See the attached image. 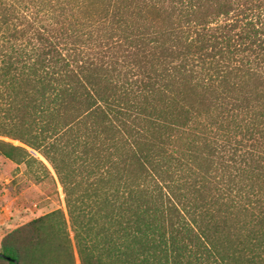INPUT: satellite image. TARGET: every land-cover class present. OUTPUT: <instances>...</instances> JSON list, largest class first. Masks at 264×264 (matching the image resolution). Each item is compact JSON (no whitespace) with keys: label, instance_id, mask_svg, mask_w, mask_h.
I'll list each match as a JSON object with an SVG mask.
<instances>
[{"label":"trees","instance_id":"1","mask_svg":"<svg viewBox=\"0 0 264 264\" xmlns=\"http://www.w3.org/2000/svg\"><path fill=\"white\" fill-rule=\"evenodd\" d=\"M28 148L66 212L6 264H264V0H0V156Z\"/></svg>","mask_w":264,"mask_h":264},{"label":"rangeland","instance_id":"2","mask_svg":"<svg viewBox=\"0 0 264 264\" xmlns=\"http://www.w3.org/2000/svg\"><path fill=\"white\" fill-rule=\"evenodd\" d=\"M28 149L47 169L37 163L19 164L0 156V250L6 236L16 229L54 211L66 212L65 195L54 170L43 156Z\"/></svg>","mask_w":264,"mask_h":264},{"label":"water","instance_id":"3","mask_svg":"<svg viewBox=\"0 0 264 264\" xmlns=\"http://www.w3.org/2000/svg\"><path fill=\"white\" fill-rule=\"evenodd\" d=\"M0 256L5 257L4 255L0 254ZM8 260H11V258H7ZM15 262V261H14Z\"/></svg>","mask_w":264,"mask_h":264}]
</instances>
